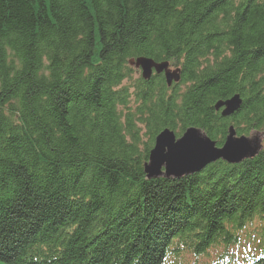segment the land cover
Instances as JSON below:
<instances>
[{"label":"trees","instance_id":"obj_1","mask_svg":"<svg viewBox=\"0 0 264 264\" xmlns=\"http://www.w3.org/2000/svg\"><path fill=\"white\" fill-rule=\"evenodd\" d=\"M142 56L181 81L132 78ZM231 126L264 132V0H0V264H264V143L144 170L163 129Z\"/></svg>","mask_w":264,"mask_h":264},{"label":"water","instance_id":"obj_2","mask_svg":"<svg viewBox=\"0 0 264 264\" xmlns=\"http://www.w3.org/2000/svg\"><path fill=\"white\" fill-rule=\"evenodd\" d=\"M131 66L141 69L142 76L148 80L152 75L164 73L168 86L181 81L180 67L172 68L169 61H155L149 57L130 59ZM242 100L235 95L215 104L216 110H221L222 116H230L240 109ZM234 127L229 128V134L222 147L205 136L196 127L187 128L177 137L170 128L163 129L156 137L154 147L150 150L145 163V173L152 178H180L200 172L208 164L218 160L237 163L245 158L254 157L260 145H253L244 137H235Z\"/></svg>","mask_w":264,"mask_h":264},{"label":"rangeland","instance_id":"obj_3","mask_svg":"<svg viewBox=\"0 0 264 264\" xmlns=\"http://www.w3.org/2000/svg\"><path fill=\"white\" fill-rule=\"evenodd\" d=\"M172 68H174V67H172ZM136 70H137V72L133 73V75H132V78H134V79H136L139 76H142V70L137 69V68H136ZM142 78H143V76H142ZM234 132H235V137H239V138L244 137L249 141V143H251L253 145H255V144L260 145V148L262 147V143H264V132L263 133L250 132V134L248 133V135H243V136H239V134L237 133L236 130ZM180 178H182V177H180ZM173 179H178V178H173Z\"/></svg>","mask_w":264,"mask_h":264},{"label":"bare ground","instance_id":"obj_4","mask_svg":"<svg viewBox=\"0 0 264 264\" xmlns=\"http://www.w3.org/2000/svg\"><path fill=\"white\" fill-rule=\"evenodd\" d=\"M203 133V132H202ZM205 136H208L206 133H203ZM178 137H180V136H178ZM209 137V136H208ZM210 138V137H209ZM211 139V138H210ZM216 142V141H215ZM216 146L217 147H219L218 145H217V143H216ZM154 147V146H153ZM220 147H222V146H220ZM227 162V161H226ZM228 163H231V162H228ZM246 258H247V256H243V257H238V259H235L234 257H232L230 260H229V262H231V263H233V264H235V263H239V261L241 260V259H245L246 260ZM238 260V261H237ZM253 263H255V262H253Z\"/></svg>","mask_w":264,"mask_h":264}]
</instances>
